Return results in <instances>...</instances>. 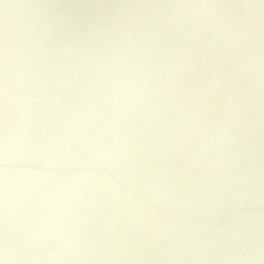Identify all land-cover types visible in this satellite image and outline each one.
<instances>
[{"label": "water", "instance_id": "1", "mask_svg": "<svg viewBox=\"0 0 264 264\" xmlns=\"http://www.w3.org/2000/svg\"><path fill=\"white\" fill-rule=\"evenodd\" d=\"M260 3L0 0L11 264H264Z\"/></svg>", "mask_w": 264, "mask_h": 264}, {"label": "clouds", "instance_id": "2", "mask_svg": "<svg viewBox=\"0 0 264 264\" xmlns=\"http://www.w3.org/2000/svg\"><path fill=\"white\" fill-rule=\"evenodd\" d=\"M200 7H205L201 5ZM248 8H264V0L258 5H247ZM8 54L7 48L4 51L3 60V105L5 114V129H4V144H3V161L5 169V184L7 183V167H8V135H7V112H8V86H9V73H8ZM5 211H7V201L5 200ZM13 259V249L8 245L7 234L4 237L3 247L0 248V264H11Z\"/></svg>", "mask_w": 264, "mask_h": 264}]
</instances>
